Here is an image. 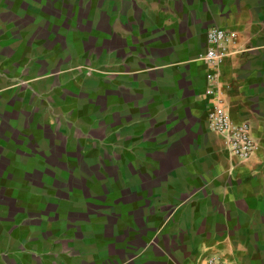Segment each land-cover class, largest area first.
Here are the masks:
<instances>
[{"label": "crops", "instance_id": "1", "mask_svg": "<svg viewBox=\"0 0 264 264\" xmlns=\"http://www.w3.org/2000/svg\"><path fill=\"white\" fill-rule=\"evenodd\" d=\"M213 26L237 37L215 83ZM49 161L54 193L26 175ZM0 166V264H264V0H0Z\"/></svg>", "mask_w": 264, "mask_h": 264}, {"label": "built area", "instance_id": "2", "mask_svg": "<svg viewBox=\"0 0 264 264\" xmlns=\"http://www.w3.org/2000/svg\"><path fill=\"white\" fill-rule=\"evenodd\" d=\"M237 43V37L226 30L213 26L207 30V48L200 56L210 70L209 79L217 81V66L227 58ZM214 90L207 94L214 95ZM209 129L219 135L227 151L239 160L248 159L256 149V140L253 137L248 123L236 124L230 117L227 106L223 100L218 99L215 107L208 113ZM204 264H228L218 257H212Z\"/></svg>", "mask_w": 264, "mask_h": 264}, {"label": "rangeland", "instance_id": "3", "mask_svg": "<svg viewBox=\"0 0 264 264\" xmlns=\"http://www.w3.org/2000/svg\"><path fill=\"white\" fill-rule=\"evenodd\" d=\"M63 82H65V80ZM58 90H59V92H58L57 96H61L63 98H67L68 100L66 101V103L67 102H69V103L72 102L74 99L71 98V97L77 96L79 94L74 89V87L71 84H66V83H62L60 85V87H58ZM67 93H68V95H67ZM66 95H67V97H64ZM106 96H107V94H104L102 91H98V90L97 91L96 90H93V91L86 90L85 91V98H88L90 100H98L100 97H106ZM66 103H65V105H66ZM108 114L109 113H106L105 115H108ZM86 121H89L90 124H94V127H96L97 119L91 118V120H89V119L86 118ZM86 121H85V123H87ZM59 158H60V160L61 159H65V156L64 157L60 156ZM39 166L40 167L37 166L36 169L34 168L35 169L34 171H31L30 173L28 172L29 174H26L27 175V179L29 181H31V182H34L32 184V185H34V187L41 188L42 190L45 189L49 193H54L55 190L59 186L61 187L60 179L58 177H56L54 185H50V184H52V181H53L54 177L57 176V172L49 171L48 168H46L45 166H53V167H55V165H52L50 163V161H49L47 164L41 163ZM0 167H3V166H0ZM39 170H41V171H39ZM64 175L65 174L63 173V176ZM48 192H47V194L49 195Z\"/></svg>", "mask_w": 264, "mask_h": 264}]
</instances>
